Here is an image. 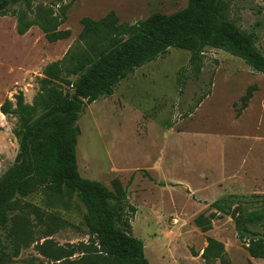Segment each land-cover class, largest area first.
<instances>
[{"label":"rangeland","instance_id":"374dc122","mask_svg":"<svg viewBox=\"0 0 264 264\" xmlns=\"http://www.w3.org/2000/svg\"><path fill=\"white\" fill-rule=\"evenodd\" d=\"M187 1L31 0L30 8L12 7L0 17V107L7 101L14 108L19 94L32 106L44 69L81 46L82 19L99 21L113 13L119 24L129 26L154 14L177 13ZM221 8L256 38L264 56V0H221ZM45 19L68 38L47 42L38 25ZM27 22L37 25L19 35ZM188 60V52L169 49L121 82L111 97L85 106L77 121L78 173L110 191L113 180L120 182L136 210L132 235L144 244L148 264H204L207 238L223 245L230 264H264L248 256L235 226L238 204L251 211L256 205L249 200L264 198V75L206 48L194 79ZM77 80L64 73L54 85L68 98ZM250 88L252 98L242 111L241 99ZM19 128L18 117L0 114V178L15 165L19 143L13 132ZM221 199L231 202L228 215L210 208ZM17 205L7 227L12 237L6 239L0 229L3 264H59L42 256L39 247L66 248L93 238L85 223L87 209L76 195L55 196L38 188ZM199 216L210 218L206 233L195 225Z\"/></svg>","mask_w":264,"mask_h":264},{"label":"trees","instance_id":"16d2710c","mask_svg":"<svg viewBox=\"0 0 264 264\" xmlns=\"http://www.w3.org/2000/svg\"><path fill=\"white\" fill-rule=\"evenodd\" d=\"M21 4L30 8L31 0H0V17ZM23 24L18 28L19 35L37 25ZM51 24L50 19L38 24L47 42L68 38V32H55ZM81 26V46L71 50L63 61L44 69L40 94L32 106L25 105L19 94L14 108L7 101L0 107L2 116H16L20 123V128L13 132L19 143L15 165L0 178V229L7 232L11 213L19 209V199L38 188L55 196L76 195L87 209L85 223L93 238L88 244L66 248L41 245L42 256L59 264H148L144 244L132 235L131 218L136 210L129 204L120 182L113 180L110 191L99 182L81 178L78 173L77 121L85 106L111 97L116 87L137 69L156 61L172 48L188 52V66L194 79H199L206 48L238 58L252 71L263 75L264 56L255 45L256 38L240 30L223 13L221 0H188L186 8L177 13L154 14L129 26L119 24L113 13L99 21L82 19ZM255 26L259 28L262 24L257 22ZM64 73L78 77L68 98L54 85ZM252 89L241 99L242 111L252 98ZM209 95V90L203 93L196 108ZM244 201L248 202L245 198ZM249 202H255L254 210L248 211L238 204L237 238L247 245L245 251L251 259L264 260V198L253 197ZM210 208L228 215L231 202L221 199ZM195 225L206 233L210 230V218L199 216ZM11 237L7 232L5 238ZM206 243L201 255L204 264H230L221 243L210 238ZM5 250L0 238V264L6 258ZM77 255L76 261L70 260Z\"/></svg>","mask_w":264,"mask_h":264},{"label":"water","instance_id":"95a60500","mask_svg":"<svg viewBox=\"0 0 264 264\" xmlns=\"http://www.w3.org/2000/svg\"><path fill=\"white\" fill-rule=\"evenodd\" d=\"M235 215H236L235 212H232V214H231V218H232V219H233V218L235 219Z\"/></svg>","mask_w":264,"mask_h":264}]
</instances>
